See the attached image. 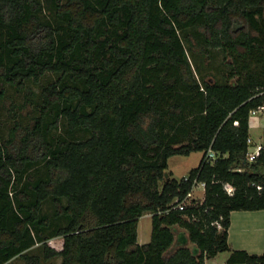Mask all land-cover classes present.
Returning a JSON list of instances; mask_svg holds the SVG:
<instances>
[{"label": "trees", "instance_id": "trees-1", "mask_svg": "<svg viewBox=\"0 0 264 264\" xmlns=\"http://www.w3.org/2000/svg\"><path fill=\"white\" fill-rule=\"evenodd\" d=\"M192 38L229 56L224 82L190 60ZM47 72L59 76L20 146L15 128L0 139V264H206L224 251L227 264H264L228 239L232 211L264 209V147L247 159L264 106V0H0V79L23 89ZM194 151L187 177L167 175L171 156ZM199 182L204 201L174 208Z\"/></svg>", "mask_w": 264, "mask_h": 264}, {"label": "rangeland", "instance_id": "rangeland-1", "mask_svg": "<svg viewBox=\"0 0 264 264\" xmlns=\"http://www.w3.org/2000/svg\"><path fill=\"white\" fill-rule=\"evenodd\" d=\"M185 43L187 47L191 45L187 41ZM189 55L191 61L196 58L201 64L207 80H219L221 82L226 80L223 75L230 70L228 63L231 60L228 58L229 56L226 58L220 49H214L210 52V50H205L202 46L198 45L196 40L193 39V52L189 50ZM58 76L56 73L47 72L38 82H35L33 79H27L24 82L23 89H19L17 86L10 85L0 79V90H4V96L0 99V139L8 140L12 130L15 128L14 142L10 145L12 151H15L20 146L21 138L27 131L26 128H32L34 125V117L40 114L37 106L42 101L43 87L55 81ZM251 124L252 134L250 136L257 144L261 143L264 145V110L251 115ZM59 125V128L53 127L52 129V133L56 136L65 133L64 122L61 121ZM201 157L202 153L199 151H194L189 155H175L171 157L169 159L167 175H170V172L173 171L172 177L177 179L182 178L199 165ZM32 173L35 175L42 174L44 173V168L38 167ZM203 193V186L198 185L193 193V197H200ZM190 203L191 201L188 202L185 200L186 205ZM54 207V202L50 199L44 203V212L52 215L54 213ZM138 228L141 237L140 241L146 239V242H149L152 232L151 218L147 215L141 217ZM178 230L180 229L177 228L176 231L178 232ZM52 245L60 247V239L53 240ZM189 246L192 247L193 245L190 243ZM175 249L176 245L173 246L171 252ZM29 252L31 254H42V248L39 244ZM61 260V257H57L49 261L43 260L41 264H60ZM12 264H25V260L18 257L12 261Z\"/></svg>", "mask_w": 264, "mask_h": 264}, {"label": "crops", "instance_id": "crops-1", "mask_svg": "<svg viewBox=\"0 0 264 264\" xmlns=\"http://www.w3.org/2000/svg\"><path fill=\"white\" fill-rule=\"evenodd\" d=\"M251 125L252 124H251V117H250V134H252ZM199 152L202 153V157H203L204 152L203 151H199ZM168 164H169V160H168ZM172 174H173V171L170 172L171 176ZM198 185L203 186L204 193L200 197H193V193L197 189ZM205 192H206L205 183L199 182L194 186L193 190L188 195L186 201L192 202L193 200H196L197 202H202L205 199ZM144 215L149 216L152 222L151 212H147ZM139 224H140V220H139ZM179 229L180 230H178V232L183 231L182 228H179ZM151 237H152V232H151ZM140 239L141 237H140L139 228H138V242L140 244L148 243L146 242L147 241L146 239H143V241H140ZM228 239H229L230 247L233 250L241 249V250H246L252 254H263L264 253V209L232 211L231 212V225L229 228ZM175 245L177 248L178 245L176 244V242L173 246ZM230 255H231V251L219 252L215 256L208 258L206 260V264H227V261Z\"/></svg>", "mask_w": 264, "mask_h": 264}, {"label": "built area", "instance_id": "built-area-1", "mask_svg": "<svg viewBox=\"0 0 264 264\" xmlns=\"http://www.w3.org/2000/svg\"><path fill=\"white\" fill-rule=\"evenodd\" d=\"M262 110H264V106H260L259 108L252 110L251 115L256 114ZM235 123L238 124L237 121ZM248 145H249V147H248V152H247V159L250 162L256 161V159L259 157L264 145L261 143L257 144L251 136L248 138ZM207 157L209 159H216L219 157V153H217L213 149H209ZM185 177H187V175ZM226 188H227L228 192H232V190L234 189V187L232 185H227ZM174 203L176 204V205H174V208L184 209V207L186 206L185 200L179 201L178 198H176L172 204H174ZM219 227L221 228V225H219Z\"/></svg>", "mask_w": 264, "mask_h": 264}]
</instances>
